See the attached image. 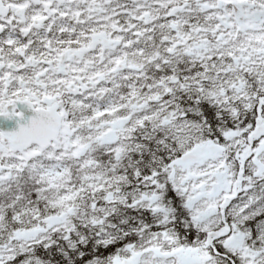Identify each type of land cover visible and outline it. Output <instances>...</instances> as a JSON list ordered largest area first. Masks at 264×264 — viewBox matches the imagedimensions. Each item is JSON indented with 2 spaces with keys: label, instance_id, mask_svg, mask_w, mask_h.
<instances>
[{
  "label": "snow or ice",
  "instance_id": "6c2138e0",
  "mask_svg": "<svg viewBox=\"0 0 264 264\" xmlns=\"http://www.w3.org/2000/svg\"><path fill=\"white\" fill-rule=\"evenodd\" d=\"M17 102L0 264H264V0H0Z\"/></svg>",
  "mask_w": 264,
  "mask_h": 264
},
{
  "label": "water",
  "instance_id": "95a60500",
  "mask_svg": "<svg viewBox=\"0 0 264 264\" xmlns=\"http://www.w3.org/2000/svg\"><path fill=\"white\" fill-rule=\"evenodd\" d=\"M30 118L32 117H25L23 119H20V118L9 119L2 125L0 129L1 131H4V132L16 131L18 130L19 125L26 124Z\"/></svg>",
  "mask_w": 264,
  "mask_h": 264
}]
</instances>
